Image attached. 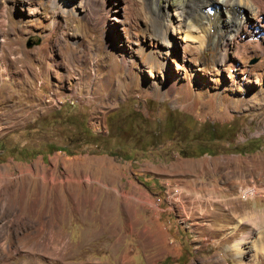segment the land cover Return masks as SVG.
Wrapping results in <instances>:
<instances>
[{
    "label": "rangeland",
    "instance_id": "obj_1",
    "mask_svg": "<svg viewBox=\"0 0 264 264\" xmlns=\"http://www.w3.org/2000/svg\"><path fill=\"white\" fill-rule=\"evenodd\" d=\"M190 5L0 0V264H264V14Z\"/></svg>",
    "mask_w": 264,
    "mask_h": 264
},
{
    "label": "bare ground",
    "instance_id": "obj_2",
    "mask_svg": "<svg viewBox=\"0 0 264 264\" xmlns=\"http://www.w3.org/2000/svg\"><path fill=\"white\" fill-rule=\"evenodd\" d=\"M161 3L167 9L171 6H173L175 9L177 8L183 9L182 12L180 11L181 16H183V19L182 20L180 19L177 22L180 26L182 24L185 25L188 28V32L190 31L192 32L193 30L198 29V27L196 28V24L192 21L191 17L193 16H189L187 15L186 12H184L187 9V5L191 7L190 3L196 4L197 9H198L197 15L199 16L205 15V18H207L208 26L210 25L211 28L212 27L217 28L219 29V31L225 32L228 35H233V33H236V31L238 32L237 29H240L238 28V25H240L243 21L242 20L243 18L240 19L241 16L247 15V19H250V16L252 18V16H255V15L260 16L264 14V0H161ZM255 4H256V7L253 8V5ZM160 6L162 5L160 4ZM225 14H227V16H225ZM223 16H224V19L222 21L221 17ZM193 19H197V16H194ZM169 20L171 22V19ZM202 27H204V25ZM202 30L207 31L206 29H202ZM196 37H198L199 40L203 42L204 40L203 36L198 35ZM259 46H261L260 43H259ZM171 188H173L174 190ZM171 188L168 191V196L170 198L177 197L178 194L182 192L181 188H178V187H175V188L171 187ZM237 225L238 224L234 225L232 228L235 230L237 228ZM263 235L264 234L255 236L256 237L255 245L258 246L259 249H262V250H264V246L261 240L263 238ZM239 242L240 243H238L236 247H237V250L239 251V254L241 255L244 252V250H243V247L241 246L242 241H239Z\"/></svg>",
    "mask_w": 264,
    "mask_h": 264
}]
</instances>
